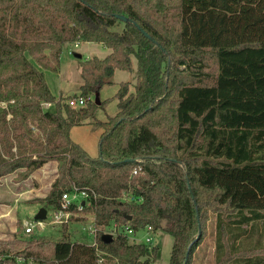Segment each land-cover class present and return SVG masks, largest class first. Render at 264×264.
<instances>
[{
  "label": "trees",
  "instance_id": "16d2710c",
  "mask_svg": "<svg viewBox=\"0 0 264 264\" xmlns=\"http://www.w3.org/2000/svg\"><path fill=\"white\" fill-rule=\"evenodd\" d=\"M79 43L110 52L80 63L78 95L55 98L42 70ZM132 58L135 81L119 84L115 115L95 120L91 158L70 130L94 119L95 93ZM1 103L0 178L55 161L44 209L85 189L96 236L0 240V264H151L157 248L126 234L146 227L173 238L169 264H189L208 209L215 264H264V0H0Z\"/></svg>",
  "mask_w": 264,
  "mask_h": 264
},
{
  "label": "rangeland",
  "instance_id": "374dc122",
  "mask_svg": "<svg viewBox=\"0 0 264 264\" xmlns=\"http://www.w3.org/2000/svg\"><path fill=\"white\" fill-rule=\"evenodd\" d=\"M121 25L117 26L120 30ZM76 45V47H75ZM110 50L99 43H79V44H65L62 47L61 56L59 59L57 71L42 70L46 84L50 93L55 97L63 98L73 97L79 94L80 85L82 84L80 76V63L86 59L97 57L104 58L109 54ZM75 55H79L77 58ZM207 63L209 73L214 72V61L210 54L207 55ZM136 61L132 58V71L126 72L115 70L113 76L107 81L111 84H106L99 92L100 108L95 113L94 119L89 120L86 124L75 126L70 130L71 140L78 144L86 154L91 158L98 156V141L102 128L95 124V120L105 121L107 117L113 116L116 113V99L114 95L121 82H129L131 84L135 81ZM6 103L0 104V109L5 108ZM57 163L51 161L46 163L41 168L37 169L29 176H22L23 173L16 171L10 174L8 180L3 182L0 180V189H5L8 185L16 191V201L14 203L15 209V226L10 231H6L3 239L11 240L16 238L18 240L27 239H43L56 240L60 238L63 230L70 234L71 239L77 242L91 243L94 240L95 234L93 232V216L89 213L77 212L69 213L66 218L61 221L52 222L51 212L47 210L46 221L43 222V227H35L31 234H24V226L29 222L35 221L34 217L40 208H44L43 199L50 190L51 183L57 175ZM8 177V176H7ZM5 183V184H4ZM126 200V197H123ZM127 201H131L128 198ZM0 205L7 206L6 202H0ZM46 209V208H45ZM47 209H50L47 208ZM80 219V220H77ZM204 223L201 228V237L199 243L194 248L190 258L189 264H215L214 260V219L215 214L208 209L204 218ZM92 226V227H91ZM112 230L111 227L105 228L103 231L108 234ZM146 232H139L136 235V241L143 242L145 237L151 239L148 246L156 247L157 253L155 260L151 264H169L170 251L173 243V238L163 231H156L152 234L146 235ZM129 240L134 242L131 235H128Z\"/></svg>",
  "mask_w": 264,
  "mask_h": 264
},
{
  "label": "built area",
  "instance_id": "2783aa9c",
  "mask_svg": "<svg viewBox=\"0 0 264 264\" xmlns=\"http://www.w3.org/2000/svg\"><path fill=\"white\" fill-rule=\"evenodd\" d=\"M76 46V45H75ZM90 99V97L87 98H70L67 100V103L69 106L77 108V107H81L83 106L88 100ZM42 108L46 109L48 107L51 106L50 103H42L41 104ZM136 171H133V173H135ZM90 205V194L85 190V189H77L75 187H73L70 191L68 192H64L61 195V199H60V208L56 211H51V219L52 222H56V221H61L63 218H66L69 213H71L72 211L69 209H72L74 213H81L84 211L85 208L89 207ZM72 212V213H73ZM45 220L43 221H33V222H29L27 224H25L24 226V234L28 235L31 234L33 232V230L35 229V227H43V222H45ZM92 227V226H91ZM93 232L96 236V229L94 227H92ZM115 231V227H113V229L111 230L112 233H114ZM116 231H118V228H116ZM146 232V235L152 234L151 232V228L150 227H146L143 230L138 231L137 233H133L132 231L128 230L126 232L127 235H131L132 239L134 240V242L136 243H143V244H149L151 239L149 237H145L143 242H138L136 241V235L139 232ZM92 244H95V237L94 240L91 242Z\"/></svg>",
  "mask_w": 264,
  "mask_h": 264
},
{
  "label": "crops",
  "instance_id": "0c3cea01",
  "mask_svg": "<svg viewBox=\"0 0 264 264\" xmlns=\"http://www.w3.org/2000/svg\"><path fill=\"white\" fill-rule=\"evenodd\" d=\"M9 176H10V174L4 175L3 177L0 178V180H3V182L8 180V183H10L9 182V178H10ZM11 184H12L11 188L7 185L5 189H3V190L0 189V202H6L7 203L6 207L3 205H0V240L4 238L2 236H4L6 231L9 230L8 232H11L10 227H11V229H13L15 226L16 214H15V209H14L13 205L16 201V191L13 188L14 183L12 182ZM0 186H2V185H0Z\"/></svg>",
  "mask_w": 264,
  "mask_h": 264
},
{
  "label": "water",
  "instance_id": "95a60500",
  "mask_svg": "<svg viewBox=\"0 0 264 264\" xmlns=\"http://www.w3.org/2000/svg\"><path fill=\"white\" fill-rule=\"evenodd\" d=\"M119 20H121V21H123V22H126V18L125 17H123V16H116ZM142 33L147 37V38H149V36L147 35V34H145L143 31H142ZM77 58H80V56L79 55H75ZM99 93L97 92V93H95V96H94V100H95V104L96 105H99L100 104V101H99V95H98ZM46 210L44 209V208H40L39 210H38V212H37V214L35 215V217H34V219H35V221H43V220H45V217H46ZM130 218L129 217H127V220H129ZM197 238H198V236H197ZM196 238V239H197ZM101 241L102 242H104V243H108L109 241H111V235L110 234H103L102 236H101ZM187 255H188V251H187V253H186V255H185V258L187 257ZM183 264H185V262L183 263Z\"/></svg>",
  "mask_w": 264,
  "mask_h": 264
}]
</instances>
